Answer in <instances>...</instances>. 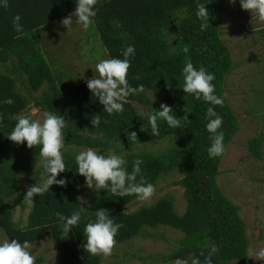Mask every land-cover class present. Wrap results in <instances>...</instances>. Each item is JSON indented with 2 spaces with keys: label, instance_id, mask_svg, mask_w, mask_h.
Masks as SVG:
<instances>
[{
  "label": "trees",
  "instance_id": "obj_1",
  "mask_svg": "<svg viewBox=\"0 0 264 264\" xmlns=\"http://www.w3.org/2000/svg\"><path fill=\"white\" fill-rule=\"evenodd\" d=\"M224 0H199L207 3L210 13L208 27L201 31L196 16L198 0H99L98 13L92 25L106 50L108 58L123 59L128 45L135 46V58L129 69V83L143 90L131 95L124 103L125 111L109 116L103 106L91 95L86 80L94 74L71 77L70 84L62 76L53 75L34 35L70 16L76 8L75 0H10L8 9L0 8V101L11 98L12 105L0 103V232L7 239L38 242L48 233L56 244L57 264H101V255L91 256L82 247L83 229L95 212L107 210L115 222L123 227L116 237V247L146 235L148 229L168 228L182 238L176 251L163 256L165 262L176 258L189 261L206 256L211 245L219 248L213 264H250L249 240L246 225L239 208L231 202L218 185L219 166L223 156L209 159L211 144L206 130V112L210 106L185 94L182 69L191 60L215 74L216 93L223 97V106L216 111L223 117L222 130L226 148L239 131L236 115L230 108L224 90L228 76L234 70L230 49L221 39L220 16ZM20 14L24 31L18 34L12 27V17ZM264 29L259 30L261 34ZM188 46L185 54L182 49ZM98 75V74H97ZM96 76V75H94ZM150 94V97L148 96ZM141 104L146 114L167 104L177 117L188 112L183 127L170 128L159 122V135L153 136L147 116L138 112ZM29 108L41 112L58 111L66 121L65 163L68 171L58 178H67L65 187L53 185L42 196L25 199L29 187L42 182V158L39 147L29 149L7 139L18 116ZM99 115L101 124L92 127V118ZM105 121H107L105 123ZM135 132L133 137L131 133ZM168 141L163 150L142 149L152 142ZM263 136L250 139L248 149L256 159L262 158ZM91 148L96 151H113L123 155L130 172L133 161L142 158L143 173L155 185L172 173L180 179L174 186L183 188L185 210L180 215L173 197L164 196L149 206L130 211L140 201L135 195L113 196L97 190L82 202V191L87 186L84 178L76 174L75 155ZM141 150H138V149ZM224 155V154H223ZM40 164V166H39ZM32 177L30 178V175ZM31 202L25 225L16 221L13 206L25 210ZM81 212V222L69 236L62 231L55 213L66 216ZM115 247V248H116ZM43 264V258H35Z\"/></svg>",
  "mask_w": 264,
  "mask_h": 264
},
{
  "label": "clouds",
  "instance_id": "obj_2",
  "mask_svg": "<svg viewBox=\"0 0 264 264\" xmlns=\"http://www.w3.org/2000/svg\"><path fill=\"white\" fill-rule=\"evenodd\" d=\"M236 0H230L235 3ZM75 11L63 19L62 25L68 30L73 23L72 17H76V24L83 30H88L97 17L99 0H75ZM242 10L255 14L264 22V0H239ZM207 3L197 2L196 16L201 21L200 29L205 30L209 25L210 13L206 8ZM10 0H0V8L8 9ZM23 17L16 14L12 17V27L18 34L24 31ZM135 46L128 45L122 52L123 59L107 58L100 59L95 64L96 76L86 80V85L91 95L96 97L103 106V112L109 116L120 115L125 111L124 103L131 95L143 90V85L133 87L129 83V69L135 58ZM182 51L187 54L189 47L185 46ZM183 87L180 88L185 94H190L197 101H203L210 105L206 112V130L211 141L208 147L209 159L223 156L226 151L225 134L222 130L223 117L215 110L216 106H223L224 99L216 93V85L213 81L215 74L201 66L196 68L191 60L186 61L183 69ZM2 104L12 105L14 101L7 98L0 101ZM58 111H45L43 120L33 119L30 115L18 116L15 126L7 135V139L17 145H25L29 148L39 147V156L42 158L43 171L42 182L29 187L25 199L32 201L35 196H42L50 191L53 185L65 187L67 178H58L67 170L64 156L66 121L64 116L57 114ZM188 112L183 117H177L174 109L167 104H161L160 108L151 110L147 114L148 122L152 129V135H159V122L164 121L170 128L183 127V121L188 120ZM3 116L0 115V124ZM107 121H105L106 123ZM92 127L101 124L99 115L92 118ZM133 137L136 133H131ZM111 151V150H110ZM75 164L79 176L84 178L85 184L90 189L110 192L113 196L125 197L135 195L137 199L146 201L151 199L156 191L153 183L146 179L142 165V158L133 161L131 171L127 169V161L123 155L107 154L91 148L81 150L75 155ZM58 223L65 235L69 236L73 228H77L81 222V212L74 211L66 216L63 213H55ZM123 227L115 222L107 210L100 209L95 212V220H90L83 229L82 247L91 256H111L117 245L116 237ZM30 243L25 240L21 243L18 239H5L0 242V264H36L35 256L29 251ZM219 248L211 245L208 254L203 252L199 257H193L191 264H213V257ZM259 260H264V247L255 251ZM173 264H189L187 259L176 258Z\"/></svg>",
  "mask_w": 264,
  "mask_h": 264
},
{
  "label": "rangeland",
  "instance_id": "obj_3",
  "mask_svg": "<svg viewBox=\"0 0 264 264\" xmlns=\"http://www.w3.org/2000/svg\"><path fill=\"white\" fill-rule=\"evenodd\" d=\"M221 10V39L230 49L234 62V70L227 77L224 90L226 100L240 127L221 159L217 181L222 193L238 206L239 214L246 225L249 263L264 264V260L255 256V251L264 247V32L258 33L264 29V22L255 14L242 10L239 0L234 4L230 0H224ZM72 20L68 30L61 20L41 34L34 35L47 63L54 70L53 75H61L62 80L68 84L71 77L77 78L91 73L97 75L95 64L100 59L108 58L100 37L92 26L83 30L76 24V17L73 16ZM148 96L150 97L149 93ZM137 107L138 112L146 117L145 108L141 104ZM25 115L43 120V112L36 108H29ZM258 136H263V154L260 160L251 155L247 143ZM168 145L169 142L164 140L152 142L142 149L155 152ZM101 152L114 154L113 151ZM179 179L178 172L170 174L159 182L151 199L138 201L130 206V211L149 206L160 197L170 196L174 199L177 213L181 215L185 210L183 188L173 185ZM96 191L87 186L84 188L83 205L87 204L89 197ZM30 204L31 202L27 203L25 210L13 206L14 217L22 225L26 224ZM147 233L151 236L142 235L114 248L111 256L101 255V264H173L163 261L162 257L178 249V241L182 236L168 228L148 229ZM5 239L7 237L1 231L0 242ZM29 251L35 258L42 257L43 264L58 262V248L48 233L38 242L30 244Z\"/></svg>",
  "mask_w": 264,
  "mask_h": 264
},
{
  "label": "crops",
  "instance_id": "obj_4",
  "mask_svg": "<svg viewBox=\"0 0 264 264\" xmlns=\"http://www.w3.org/2000/svg\"><path fill=\"white\" fill-rule=\"evenodd\" d=\"M105 50V49H104ZM106 51V50H105ZM107 54V53H106Z\"/></svg>",
  "mask_w": 264,
  "mask_h": 264
}]
</instances>
